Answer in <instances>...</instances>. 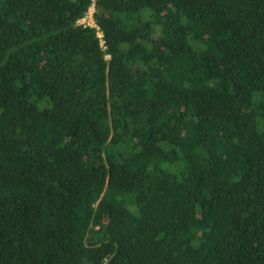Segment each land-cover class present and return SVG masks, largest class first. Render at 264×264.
I'll list each match as a JSON object with an SVG mask.
<instances>
[{
	"label": "trees",
	"instance_id": "16d2710c",
	"mask_svg": "<svg viewBox=\"0 0 264 264\" xmlns=\"http://www.w3.org/2000/svg\"><path fill=\"white\" fill-rule=\"evenodd\" d=\"M0 264H264V0H0Z\"/></svg>",
	"mask_w": 264,
	"mask_h": 264
},
{
	"label": "built area",
	"instance_id": "2783aa9c",
	"mask_svg": "<svg viewBox=\"0 0 264 264\" xmlns=\"http://www.w3.org/2000/svg\"><path fill=\"white\" fill-rule=\"evenodd\" d=\"M93 11H94V7L93 5H90L87 9V11L85 12V14L80 17L79 19H77V23L78 24H83V25H92V26H96L94 19H93ZM97 27V26H96ZM97 35L99 37H101L102 33L100 31H98ZM100 43H103V40L100 39Z\"/></svg>",
	"mask_w": 264,
	"mask_h": 264
},
{
	"label": "rangeland",
	"instance_id": "374dc122",
	"mask_svg": "<svg viewBox=\"0 0 264 264\" xmlns=\"http://www.w3.org/2000/svg\"><path fill=\"white\" fill-rule=\"evenodd\" d=\"M124 215H126V211L124 212Z\"/></svg>",
	"mask_w": 264,
	"mask_h": 264
}]
</instances>
